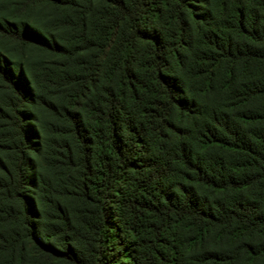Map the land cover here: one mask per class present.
Returning <instances> with one entry per match:
<instances>
[{
  "label": "trees",
  "instance_id": "trees-1",
  "mask_svg": "<svg viewBox=\"0 0 264 264\" xmlns=\"http://www.w3.org/2000/svg\"><path fill=\"white\" fill-rule=\"evenodd\" d=\"M0 264H264V0H0Z\"/></svg>",
  "mask_w": 264,
  "mask_h": 264
}]
</instances>
